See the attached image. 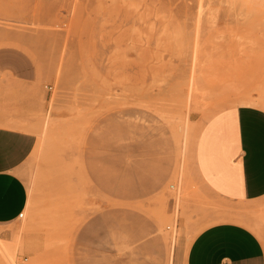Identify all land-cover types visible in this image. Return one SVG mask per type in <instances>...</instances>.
Wrapping results in <instances>:
<instances>
[{"label":"rangeland","instance_id":"1","mask_svg":"<svg viewBox=\"0 0 264 264\" xmlns=\"http://www.w3.org/2000/svg\"><path fill=\"white\" fill-rule=\"evenodd\" d=\"M246 98L264 101V0H0V117L37 138L24 216L0 223L17 264H185L224 215L264 243V203L234 206L195 161Z\"/></svg>","mask_w":264,"mask_h":264},{"label":"crops","instance_id":"2","mask_svg":"<svg viewBox=\"0 0 264 264\" xmlns=\"http://www.w3.org/2000/svg\"><path fill=\"white\" fill-rule=\"evenodd\" d=\"M40 101L37 98L36 104ZM23 121L0 117V223L18 219L28 201L20 168L37 138L16 126ZM195 161L212 192L242 209L260 207L264 203V108L245 104L212 115L198 135ZM221 218L194 237L185 264H264V243L243 217Z\"/></svg>","mask_w":264,"mask_h":264},{"label":"bare ground","instance_id":"3","mask_svg":"<svg viewBox=\"0 0 264 264\" xmlns=\"http://www.w3.org/2000/svg\"><path fill=\"white\" fill-rule=\"evenodd\" d=\"M249 103L256 104L258 103L264 107V101H261L259 98H246L244 99ZM24 216V212H23ZM13 243L4 241L0 236V264H17V255L16 251L13 249ZM15 245V244H14ZM17 249V247H16Z\"/></svg>","mask_w":264,"mask_h":264},{"label":"built area","instance_id":"4","mask_svg":"<svg viewBox=\"0 0 264 264\" xmlns=\"http://www.w3.org/2000/svg\"><path fill=\"white\" fill-rule=\"evenodd\" d=\"M48 88H49V89H52L53 86H52V85H49ZM23 212H24V211H22V212L19 214V217H20V218L23 217Z\"/></svg>","mask_w":264,"mask_h":264}]
</instances>
